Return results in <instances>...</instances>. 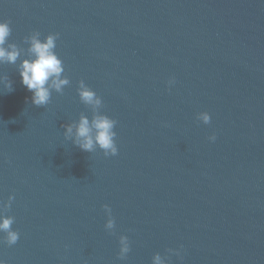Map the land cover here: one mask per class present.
<instances>
[{
    "label": "water",
    "instance_id": "obj_1",
    "mask_svg": "<svg viewBox=\"0 0 264 264\" xmlns=\"http://www.w3.org/2000/svg\"><path fill=\"white\" fill-rule=\"evenodd\" d=\"M0 21L21 50L0 63L13 87L0 81V216L20 233L9 246L0 232V258L264 264V0H0ZM36 31L59 33L70 79L42 107L18 70ZM81 79L117 121L115 156L64 136L63 125L93 114Z\"/></svg>",
    "mask_w": 264,
    "mask_h": 264
},
{
    "label": "clouds",
    "instance_id": "obj_2",
    "mask_svg": "<svg viewBox=\"0 0 264 264\" xmlns=\"http://www.w3.org/2000/svg\"><path fill=\"white\" fill-rule=\"evenodd\" d=\"M10 23V21H0V63L16 64L21 56V50L16 44L8 42L12 31ZM40 37L41 33L36 31L25 38V43L30 45L27 50L28 58L23 59L18 66L21 82L32 93L31 102L37 107L45 106L50 102L53 90L63 93L64 87L70 84L69 77L63 75L65 72L63 61L55 51L59 33L48 34L43 40ZM5 80L7 81L5 88L12 91V81L7 77H0V81ZM174 83V78L169 80L170 86ZM77 91L81 102L93 108V114L91 119L88 115L81 114L78 121L63 125L65 138L73 140L74 144L83 151L92 153L99 147L105 156L117 155L118 147L115 141L117 133L114 131L117 121L99 111L103 99L83 79L79 81ZM197 119L208 124L211 115L202 112L198 114ZM209 139L215 141L216 136L213 134ZM14 199V196H10L3 207L10 209ZM104 208L109 213L106 229H114L115 219L112 217V210L108 205H104ZM14 220L13 216H0V232L6 233L3 241L9 246L16 244L20 238V233L12 228ZM119 244L118 256L123 260L131 251L128 236L121 235ZM169 252L181 256L180 249H169ZM0 264H7V261L0 258ZM153 264H164L159 253L153 257Z\"/></svg>",
    "mask_w": 264,
    "mask_h": 264
}]
</instances>
